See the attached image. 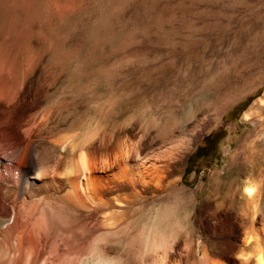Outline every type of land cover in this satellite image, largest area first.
Returning <instances> with one entry per match:
<instances>
[{"label":"rangeland","instance_id":"rangeland-1","mask_svg":"<svg viewBox=\"0 0 264 264\" xmlns=\"http://www.w3.org/2000/svg\"><path fill=\"white\" fill-rule=\"evenodd\" d=\"M0 64L11 94L0 106L11 101L22 128L40 95L69 130H143L171 170L186 154L173 174L182 200L173 203L166 186L165 201L149 204L153 224L174 204L225 206L258 211L252 226L238 218V227H219L239 245L251 229L264 234V0H0ZM192 135L183 149L180 138Z\"/></svg>","mask_w":264,"mask_h":264},{"label":"bare ground","instance_id":"bare-ground-1","mask_svg":"<svg viewBox=\"0 0 264 264\" xmlns=\"http://www.w3.org/2000/svg\"><path fill=\"white\" fill-rule=\"evenodd\" d=\"M2 71L0 64L1 79ZM3 83L0 96H9ZM49 104L44 96H31L26 128L11 101L0 106V264H264L260 230L250 228L243 245L219 230L238 227V218L254 225L257 210L176 206L182 196L173 174L184 152L171 170L161 158L163 145L151 143L145 131L95 123L69 130ZM197 137L180 138L183 149ZM166 186L177 204L158 209L153 224L149 204L165 201ZM253 188H246L248 195ZM180 214L194 220L178 227Z\"/></svg>","mask_w":264,"mask_h":264},{"label":"trees","instance_id":"trees-1","mask_svg":"<svg viewBox=\"0 0 264 264\" xmlns=\"http://www.w3.org/2000/svg\"><path fill=\"white\" fill-rule=\"evenodd\" d=\"M237 107H238V103H236V104L233 106V108H237ZM242 110H243V108L239 109V111H238L237 115L235 116V118H237V117L240 115V113H241ZM195 157H196V159L198 158L196 154H195ZM189 159H190V158H189ZM191 170H192V168H191L189 165H187V166L185 167V174L188 173V172H190Z\"/></svg>","mask_w":264,"mask_h":264},{"label":"crops","instance_id":"crops-1","mask_svg":"<svg viewBox=\"0 0 264 264\" xmlns=\"http://www.w3.org/2000/svg\"><path fill=\"white\" fill-rule=\"evenodd\" d=\"M242 112V111H241ZM241 114V113H240Z\"/></svg>","mask_w":264,"mask_h":264}]
</instances>
